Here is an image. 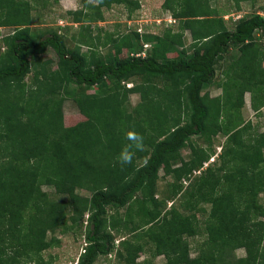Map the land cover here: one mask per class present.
Segmentation results:
<instances>
[{
	"label": "trees",
	"instance_id": "trees-1",
	"mask_svg": "<svg viewBox=\"0 0 264 264\" xmlns=\"http://www.w3.org/2000/svg\"><path fill=\"white\" fill-rule=\"evenodd\" d=\"M246 1L164 0L175 24L98 27L95 34L93 23L113 5L128 19L138 17L140 0H82L67 12L79 24L69 47L58 31L33 26L37 2L0 0V264H52L46 255L61 242L56 230L69 233L85 215L86 246L76 264L100 257L151 264L138 260L140 250L164 256L162 264H264V220L256 216L264 131L241 118L246 93L254 110L264 106L256 37L264 36V15L225 18ZM50 49L58 60L46 57ZM214 83L224 101L205 92ZM135 92L140 101L132 107ZM68 98L83 116L71 126L63 112ZM129 132L142 136L141 148ZM218 132L228 135L221 165L197 175L216 152L211 136ZM194 136L208 147L192 144L186 159L182 151ZM127 145L132 163L121 165ZM161 169L170 177L168 199L192 180L197 202L210 204L205 216L208 208L193 210L189 199L182 205L192 213L156 196ZM197 235L205 238L192 256L189 239Z\"/></svg>",
	"mask_w": 264,
	"mask_h": 264
},
{
	"label": "rangeland",
	"instance_id": "rangeland-1",
	"mask_svg": "<svg viewBox=\"0 0 264 264\" xmlns=\"http://www.w3.org/2000/svg\"><path fill=\"white\" fill-rule=\"evenodd\" d=\"M34 2H37L35 0H32ZM75 1V6L81 7L84 6L82 3V0H73L72 2ZM77 1V3H76ZM93 1V0H92ZM163 1L164 0H140V6L141 8L139 9V16L134 18V19H128L125 11V8L122 6L116 5L112 6L109 8V10L106 11L105 13V20L102 23V27L105 30H109L110 32H115V31H125L124 26L127 24H131L133 27H144L145 25L152 26V29L156 28L157 26H162L164 22L167 20L173 21V24L176 23L174 19H172V14L167 12L163 8ZM256 0L252 1H246L242 3V8L240 10H233L231 14L227 15L225 18L230 19V18H238L240 16L246 15L249 16L253 13H263L264 12V0H258L256 3H254ZM43 0H39L36 3V7L33 10V16L35 19L34 27L37 28H45V29H51V30H56L59 33L63 34L66 37V41L69 44V47H75L76 46V41L73 38V34H75L79 28V24L74 25L73 22H70L67 19V10L69 8V5L72 3H69L67 0H63L59 3V5L53 4L52 1H46L49 3H43ZM68 5L67 8H65L63 5ZM232 3V2H231ZM44 5H47L44 7ZM78 9V8H77ZM137 10L136 13L139 11ZM163 18L165 21H161L160 23H157L156 20H160ZM72 23V25H70ZM97 22L93 23L94 25ZM66 26L64 28V26ZM127 29V28H126ZM1 30V29H0ZM99 32L95 31V34ZM188 40H186V46H188L191 42V35H188ZM256 37L259 38L258 41V46L260 49L261 54L264 56V36L262 33L258 32L256 34ZM203 44V43H201ZM150 47V46H148ZM83 51L87 50L88 47L83 45L82 46ZM103 53L106 55L109 53L110 48H103L102 49ZM234 53V51H233ZM108 56V55H107ZM46 57L53 58L54 60H58L57 55L55 52L50 49L46 55ZM263 66H264V60H263ZM218 80L223 78V75L221 74L220 70H218ZM217 80V81H218ZM130 85H132L130 83ZM205 92H209L210 96L213 98L216 97H222V100L224 101L223 98V91L221 87H218L215 83L211 84L210 86H207L205 88ZM245 106H242L241 108V118L243 123H248V121H251L252 124L261 131H264V106H261L260 110H254L251 106V94L246 93L245 94ZM140 101V94L138 92L131 93L129 95V103L131 106H135L138 102ZM63 112H64V118H65V124L67 126L74 125L78 121L83 119V116L81 115L77 103L68 98L65 99L63 102ZM233 113L236 114V112L233 111ZM236 126L235 124H233ZM232 125V126H233ZM227 134L218 132L216 134H213L211 137L212 139V145L215 154L212 155V157L208 160L205 161L204 165L202 168H200V171L197 172L196 174H202L204 173L205 169L208 168L211 165H221V158L220 154L223 151L222 147L225 145L226 139H227ZM192 143L189 145L188 148H185L182 151V155L184 158H188L189 154L191 153L192 149V144H199L203 147H208L206 144L205 140L194 136L192 138ZM264 164V161L262 162ZM263 167V166H261ZM206 172V171H205ZM169 180L170 177L164 175V170H160V178L158 180V192L156 196L158 198H169ZM192 182L189 180H186L182 182V189L179 191V193L172 199H168L169 205H172L174 202L176 203L177 207H179L182 211L185 210L187 213H192L190 209H185L184 206L182 205V200L189 199L191 201V205H193V210H196V208H199L200 206H205L208 208L207 210L201 211V216H205L209 210L210 204L209 203H203L200 202V200L197 202V191H195L194 188L191 187L190 183ZM44 190L53 193L55 189L51 186H44ZM79 193L85 196H89L90 193L89 191L85 189H79ZM259 207L256 210V216L258 219L264 220V191H261L257 198H256ZM203 203V204H202ZM126 208L121 210V214L125 213ZM192 210V211H193ZM258 211V212H257ZM137 212H133V214H136ZM87 215H85L84 223L83 225L81 224L80 227H73L69 229V233H64L62 228H58L55 232V236L60 239V243L57 246H54L52 251L46 255V263L47 262H52V264H76L77 258L80 256V253L84 251V232L86 231V225L88 223L87 221ZM71 222H68V226H73L71 225ZM51 238V235L49 236ZM204 235H197L189 239L190 243V248H191V255L195 256L197 253V249L199 245L202 243L204 240ZM118 240L120 238L118 237ZM238 256H245V250L243 248H240L236 252ZM151 254L146 250L139 251V261L144 260V259H149L151 261V264H162L165 260L164 256L159 255L156 257L150 256ZM50 264V263H49ZM94 264H121L117 260H106L103 257H100L97 259V261Z\"/></svg>",
	"mask_w": 264,
	"mask_h": 264
},
{
	"label": "clouds",
	"instance_id": "clouds-1",
	"mask_svg": "<svg viewBox=\"0 0 264 264\" xmlns=\"http://www.w3.org/2000/svg\"><path fill=\"white\" fill-rule=\"evenodd\" d=\"M0 29H3V27H0ZM127 138H128V140L134 142V145L136 148L139 149L142 147V141H143L142 136L135 134L133 132H129ZM131 147H132V145H127L121 150L119 157H118L119 163L121 165H126V164L132 163L133 152L130 150ZM86 217H88V215ZM119 242H120V240H118V238H117L115 241L116 245H118ZM84 244L86 246L85 240H84ZM76 263H77V261H76Z\"/></svg>",
	"mask_w": 264,
	"mask_h": 264
},
{
	"label": "crops",
	"instance_id": "crops-1",
	"mask_svg": "<svg viewBox=\"0 0 264 264\" xmlns=\"http://www.w3.org/2000/svg\"><path fill=\"white\" fill-rule=\"evenodd\" d=\"M61 1H63V0H61ZM67 1H69V3H72V4H70L69 5V8H68V10H67V12L68 11H70V10H76L77 8H79V7H77V6H75V1L74 2H72L73 0H67ZM59 3H61V2H59ZM59 3H55L56 5H59ZM76 3H77V1H76ZM62 5L65 7V8H67V6L68 5H65V4H63L62 3ZM66 12V13H67ZM67 15V14H66ZM68 17V16H67ZM102 23H104L103 21H99V22H97V23H95V24H97V25H94L93 27L95 28V31H97V29H98V27H100V28H103L102 26ZM73 24L74 25H77L78 26V23H74L73 22ZM70 25H72V23H70ZM64 26V25H63ZM66 26H64V28H65ZM104 29V28H103ZM105 30V29H104ZM106 31V30H105ZM68 42V41H67ZM68 44V43H67ZM69 45V44H68Z\"/></svg>",
	"mask_w": 264,
	"mask_h": 264
},
{
	"label": "built area",
	"instance_id": "built-area-1",
	"mask_svg": "<svg viewBox=\"0 0 264 264\" xmlns=\"http://www.w3.org/2000/svg\"><path fill=\"white\" fill-rule=\"evenodd\" d=\"M262 15H264V12L263 13H261Z\"/></svg>",
	"mask_w": 264,
	"mask_h": 264
}]
</instances>
